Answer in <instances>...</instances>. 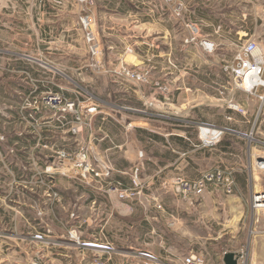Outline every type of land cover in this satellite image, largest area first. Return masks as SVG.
<instances>
[{
	"label": "rangeland",
	"instance_id": "obj_1",
	"mask_svg": "<svg viewBox=\"0 0 264 264\" xmlns=\"http://www.w3.org/2000/svg\"><path fill=\"white\" fill-rule=\"evenodd\" d=\"M172 1L181 7L180 15L175 16L183 18L189 26L180 25L176 29L175 37L165 38L160 35L158 24H155L161 23L160 16L167 10L164 0H95V5L89 9L77 0H0V86L4 87L3 93L0 92V110L5 112L15 106L12 115L6 113L5 119H0V126L4 128L2 141L7 142L14 133L23 139L37 135L41 140L37 153L24 149L22 152L25 155L20 153L21 157L11 151L12 147L6 145L4 162L0 161V172L9 175L13 183L21 184L22 190L34 192L28 182L29 176L43 171L47 162L39 159L40 157L32 162L28 153H31L30 156H44L48 153L41 146L44 142L46 116L53 117L52 140H61L57 133L62 129V123L54 112L41 107L42 115L36 116V120L27 115L32 97L54 91L46 89L47 85L59 88L58 91L74 100L77 106L84 101L98 103L97 100L101 98L107 101L116 100L114 97H107L110 92L126 94L118 87L120 85L112 86L105 81L111 74L141 88L151 85L152 79H155L153 86L159 88L160 93H179L180 113L159 110L152 102L146 105L144 100L135 97L138 106L132 105L133 116L135 119L148 120L151 124L177 128L176 133L184 134V139L191 145V153L190 158L185 156L178 167L175 165L163 170V175H168V188L176 194L163 196L162 208L165 217L162 220L160 214L154 213L159 215L153 222L155 232L147 238L149 244L143 247L155 252L157 256L160 250L165 251L164 256H171L168 260L159 256L165 264H178L181 256L189 253L202 255L207 264H223L222 259L227 252L247 257V264H264V209L253 208L256 191L264 189V171L255 168V160L252 162L251 156V147L256 144L260 146L264 142V101L237 89L230 71L237 51L249 40L256 41L264 54V0L168 2ZM87 14L95 18L92 29L97 37L96 43L100 46L97 55L90 52L86 30L80 22V17ZM120 15H131L135 20H122ZM141 15L155 26L150 29L145 27ZM170 23L176 24L173 21ZM187 28H190L191 36ZM193 37L195 39L192 41ZM204 38L216 43L214 52L208 53L203 49L200 41ZM199 44L204 50L203 53L198 50ZM111 45L115 46L114 50H111ZM120 51L128 52L127 59H118ZM41 55L50 61L53 70L49 71L50 78H47V82H44L43 70L37 71V78L46 84L39 89V82L31 80L33 76H28V65L23 64L22 57L34 60ZM134 55L141 61L138 62ZM109 60L113 63L119 60L116 68L113 65L112 69L109 68ZM98 61L104 62L101 64L103 67L98 68ZM22 64L25 68L19 74L27 75L31 84H26L25 78H21L20 82L31 88V93L21 89L14 91L12 77L17 75L18 67ZM12 67L16 72L10 69ZM113 67L115 70L112 73L110 70ZM124 68L135 74L145 75L147 80L127 76ZM259 93L264 94V88L259 89ZM203 124L228 129L219 143L210 145L202 135L200 127ZM147 134L142 132L143 140ZM165 139L168 147L170 144L174 145L179 151L187 147L179 143L175 136H167ZM237 147L243 148V151L237 150ZM151 148L156 151V147ZM68 151L73 152L71 149ZM238 151L244 153L243 158L240 156L241 158L236 159L235 154ZM226 154L228 164L225 160ZM40 160L43 161L42 164ZM217 167L227 168L233 173L236 171L232 167L235 170L242 169L241 172L248 180H243L238 188L240 199L235 197L236 189L233 194H227L219 187L209 186L202 202L192 205L176 192L173 185L176 178L192 179ZM254 176L258 179L257 182ZM57 180L59 184L60 181L63 184L67 178L60 175ZM142 181L147 189L146 182ZM159 185L160 182L156 187L161 188ZM151 201L153 202L150 204L161 202L154 199ZM6 210L4 208L0 212L3 220L14 215L10 214L11 209ZM96 210L91 207L89 215L96 218ZM31 215L25 213L28 219ZM36 216L38 222H42L47 214L45 217L38 214ZM92 231L91 228L89 233ZM160 236H165V245L160 241ZM116 246L122 249L116 248L114 256H131V252L137 248L130 251L126 246ZM34 248L40 253L43 247L34 245ZM31 250L34 251L32 247ZM83 252L87 253L86 250ZM90 253L92 256L96 252L92 250ZM0 258L1 264H27V256ZM37 259L43 260L40 256Z\"/></svg>",
	"mask_w": 264,
	"mask_h": 264
},
{
	"label": "crops",
	"instance_id": "obj_2",
	"mask_svg": "<svg viewBox=\"0 0 264 264\" xmlns=\"http://www.w3.org/2000/svg\"><path fill=\"white\" fill-rule=\"evenodd\" d=\"M163 3L166 5L168 11L166 10L162 12L159 19L161 20V23L159 24L157 22L155 24H158L157 29L160 35L162 34V37L172 38L176 35V29H178L180 25H185L186 22L183 18L176 17L178 16L176 8L180 4L176 6L174 1L169 3L167 0H164ZM187 11H189L188 8ZM141 16L144 20L143 23L145 24V27L150 29L151 26H155L151 21H148L147 18H144L143 15ZM120 17L123 18L122 20L126 21L133 18L131 15H120ZM132 20L135 19L133 18ZM170 21H173L176 24H172ZM185 26H189V24H186ZM187 30L188 34L191 36L190 28H187ZM197 47L198 50L203 53L204 50L200 44ZM110 48L111 50H114L115 46L111 45ZM118 55L119 60H125L127 59L128 52L120 51ZM134 57L137 58L136 55H134ZM36 58L32 60L30 58L22 57L24 60L23 64L28 65L26 68L31 74L28 76L34 77L31 78V80L39 82L41 86H46L44 82H47V78H50V72L53 70L52 64H50V61L42 55ZM143 58H141L142 61L144 60ZM119 60L117 63H119ZM136 60L138 62L141 61L139 58ZM117 63H113L112 60H109V68L112 69V65L116 68L118 65ZM23 64L18 67L17 75L15 77L11 76L13 78L14 91L16 92L20 90L19 86H25V83L31 84L27 75L19 74V72L24 71L21 70L22 68H25ZM101 64H104V62H99L98 68L103 67ZM13 68L14 67L10 69L16 72L15 68ZM115 68L113 67V70H110V72L113 73ZM41 69L44 72V82H42L40 78H37V71ZM47 72L49 74L48 76ZM38 76L40 77V74H38ZM8 78L10 79V77ZM21 78H25L27 82H23L24 84L21 83ZM105 81L111 83L112 86L120 85L118 87H121L126 94L119 95L116 93L111 94L112 92H110L107 97L116 98L114 101H107L101 97V100H97L98 103L84 101L82 103L84 106H91L92 104H95L96 106L94 110H90V112L86 113V119L90 121V126L85 127L84 131L77 136H73L68 131H59L57 133L60 134L61 138L59 142H54L52 140V127H45L44 143L54 142L53 144L56 148H63L67 151L71 149L73 151L72 153H75L78 150L80 144L89 143L94 153L100 159L106 157L110 158L114 167L113 178L117 181L123 182L124 186L131 185V172L134 167L140 166L141 175H143L141 178L146 182L147 189L144 190L140 199H137L138 201H136L135 199H119L116 195L109 197L103 191L85 187L84 185L69 180L65 181L63 184L61 181L59 184L58 181L61 201L58 202L55 210L53 209L52 212L50 210L46 211L47 218L45 217L42 222L46 223L54 236L65 240L69 244L67 247L63 248L42 249L40 250L42 252L39 253L37 249L34 248V245L36 246V244L29 239L22 241L19 238L29 236L42 228V226H40L41 222H38L37 220L36 208L44 204L45 197L39 192H26L24 189L22 190L21 187L23 186L21 184L13 183L9 175L0 172V212L4 211L5 208V211H7L6 209H11L10 214H14L13 216L10 215L11 217H5L4 220L0 218V230L4 231L6 234L0 236V256H27V258H25L27 264H35L36 262H43L45 264H89L92 258L90 253L92 250L82 248L76 244L74 240H70L68 237L69 230H75L81 241L103 240L102 238L104 237V240H109L118 246H126L130 251L137 247L131 252V254L138 251L137 249L147 250L143 246L149 244L147 238L155 232L153 222L158 219L157 216H159L154 215V213L160 214V217L163 220L165 217L162 208L163 196L168 197L171 193L176 194L168 188V185L166 184L168 175H166V173L163 175V170L174 167L175 165H180L186 158L185 156L190 158L191 145L189 144L190 146L186 151H179L177 150V147H174V145L171 144L169 147L166 146L165 138L167 136H173V138L174 136L175 138H185L184 134H177L176 131L178 129L173 126H167L168 128H166L162 125L151 124L148 120L135 119L131 107L132 105L133 107L138 106L135 99V97H137L138 99L144 100L146 105H148V102H152V105L159 110H164L165 112L167 110L172 114H179L181 111V101L179 93L162 94L159 92V88H154L153 82L156 81L155 79H152L151 85L143 86V88L131 83L128 84L127 80L118 79V77L113 76V74L107 79L105 78ZM100 82H102V80H100ZM8 85L10 84L8 83ZM178 89H180V87H178ZM3 91L4 87L0 86V92L3 93ZM254 100L256 99L254 98ZM142 103L143 102H141V104ZM14 109L15 106H11L8 111L3 112V110H0V119L4 120L6 113L12 115ZM40 114L42 115L41 110L38 116H41ZM139 117L142 118L141 116ZM46 118L48 119L50 116H46L44 119ZM3 129L4 128L0 126V135L4 134ZM142 132L148 133L144 140L142 139ZM15 136L14 133L10 136L7 142L0 141V159L5 158L4 154L6 153V145L9 148L12 147L11 150H14L16 154L18 153L20 157L21 155L18 147H20V149H26L30 152L37 153L36 150L40 148V146L37 144L34 136H32V138H34L33 142L26 140L25 144L23 143L21 145H19V141H16L17 138ZM158 137L161 138L160 141L157 139ZM151 146L156 147V151L152 150ZM240 149L243 151V148L237 147V150ZM165 150L168 152L166 153ZM46 151H48V153L46 152L44 156H30L31 153H28V158L36 161L38 157H40L39 159L47 162V159H49L47 155H50L51 150ZM242 151L241 153L238 151L235 154L236 159L243 158L244 153ZM140 153H143V157L140 156ZM251 156L252 162H254L258 156H264V146H258V144L252 146ZM225 158L228 164V154H226ZM236 162L238 161L236 160ZM40 163L42 164L43 161L40 160ZM232 169L236 171L234 172L236 179L235 189L237 190L235 197L240 199L238 188L241 186L243 180L246 182L248 178H246L243 172H241L242 169L235 170L233 167ZM254 178L255 182H257L258 179L255 176ZM16 180L17 179H15V181ZM158 182H160L161 188L156 187ZM151 199H154V201L161 200V202L158 201L156 204H150L153 202ZM91 207L98 211L96 218L94 215H89L91 213ZM26 212L32 214L30 219L26 218ZM72 214H74V216ZM91 228L93 231L89 233ZM160 238V241L165 245V236H160ZM31 247L34 251L31 250ZM117 249L120 250L122 248L118 247ZM85 250L87 253L83 252ZM159 254L158 256H161L165 260L171 258V256L163 255L165 254V251L160 250ZM37 256H40V259L43 260H38ZM110 264H145V262L143 259H136L135 257L130 256H114L110 261Z\"/></svg>",
	"mask_w": 264,
	"mask_h": 264
},
{
	"label": "built area",
	"instance_id": "obj_3",
	"mask_svg": "<svg viewBox=\"0 0 264 264\" xmlns=\"http://www.w3.org/2000/svg\"><path fill=\"white\" fill-rule=\"evenodd\" d=\"M77 2L88 9L95 5V0H77ZM180 11L181 7L178 6L176 8L178 15H180ZM94 21L95 18L90 14L80 17L81 25L86 30L87 39L90 43V52L93 55H97L100 51V46L96 43L97 37L92 29ZM194 39V37L191 38L192 41ZM200 44L208 53H212L216 49V43L209 38H204L200 41ZM124 71L127 76L136 77L138 80H147V77L143 74H135L126 68H124ZM230 71L237 89L253 94L264 101V94L259 93V89L264 88V54L256 41L249 40L237 51L234 64L231 66ZM247 79L251 81V85L245 82ZM41 107L58 115V120L62 123V126H60V128H62L61 131H68L73 136H77L84 131L85 127L90 126V121L86 119V113L90 112V110H94L96 106L95 104L84 106L82 102L76 106L74 100L67 98L61 92L48 91L40 96L37 95L32 97L27 115L31 119L36 120V116L39 115ZM241 111L244 113L243 109ZM68 116H71V119H68ZM52 121L53 117L46 118L44 121L45 127H52ZM203 127H211L216 130V134L212 136L211 140L204 138L208 140L207 143L210 145L219 143L225 134V130L228 129L227 127H217L209 124H203L200 129L203 130ZM35 130L36 129H34V131ZM34 137L36 138L37 144L40 145V138H37V135ZM2 140H4L3 135L0 136V141ZM260 145L264 146V142ZM41 146L46 150H51V156H47L49 161H47L44 170L33 173L29 176L28 181L30 188L33 189L34 192H39L45 197L44 204L36 208V212L39 216L44 215L45 217L46 211L50 210L52 212L53 209L55 210L58 202H60L58 199H61V194L57 180V176L60 175L61 177L67 178L69 181L103 191L109 197L116 195L119 199L139 200L144 193L145 184L141 178L140 166L134 167L131 172V185L124 186L123 182L113 178L114 167L110 158L106 157L100 159L94 153L89 143L80 144L75 153H71L63 148H56L52 142L46 144L43 142ZM140 156L143 157V153H140ZM4 159L5 158H2L0 161L4 162ZM32 162L36 161L32 160ZM254 166L264 171V156L262 160L256 159ZM173 185L176 192H178L184 200L195 205L202 202L201 199L204 197L209 186H216L227 194H233L235 191L236 179L232 170L230 171L227 168L217 167L206 170L192 179L178 177L174 180ZM259 196H264V190L256 191L253 197V208L256 210L264 209V207L258 206L259 199L257 198ZM72 215L74 216V214ZM40 226H42V228L38 231L29 236L20 237L19 239L22 241L29 239L37 246L43 247L42 249L67 247V242L54 236L46 223L41 222ZM4 235H6L4 231L0 230V236ZM68 237L70 240H74L80 247L96 252L92 254L89 264H110V261L117 251L114 243L109 240L97 239L92 241H81L75 230H69ZM130 257L143 259L145 264H165L159 256L149 250L135 251ZM247 263V257L238 256V264ZM35 264L45 263L36 262ZM178 264H207V262L202 255L189 253L181 256Z\"/></svg>",
	"mask_w": 264,
	"mask_h": 264
},
{
	"label": "trees",
	"instance_id": "obj_4",
	"mask_svg": "<svg viewBox=\"0 0 264 264\" xmlns=\"http://www.w3.org/2000/svg\"><path fill=\"white\" fill-rule=\"evenodd\" d=\"M45 88H46V89H51V90L53 89L54 91H58V90H59V88H57V87H55V86H50V85H47V87H45ZM19 89L24 90V91L27 92V93H31V90H32L31 88H29V87L26 88L25 86H19ZM39 89H41V85H40V84H39ZM15 135H16L15 137L17 138L16 141H19V145H20V144H23V143L25 144V141H26V140H27V141L30 140L31 142L34 141V138H32L31 136H30V137L27 136L26 138H24V139H25V140H24L23 138H21L22 136H18L17 134H15ZM154 137H156V136H154ZM157 139L161 140V138H159V137H158ZM175 139H176L179 143H181L182 145H184V146L186 145V146H187V147H186L187 149H186V148H183L184 150H188V147L190 146V145H189V142H187V141H186L184 138H182V137H180V138H179V137H176ZM190 148H191V146H190ZM18 149H19V153H21V155H25L24 152H22L24 149L21 150L20 147H18Z\"/></svg>",
	"mask_w": 264,
	"mask_h": 264
},
{
	"label": "bare ground",
	"instance_id": "obj_5",
	"mask_svg": "<svg viewBox=\"0 0 264 264\" xmlns=\"http://www.w3.org/2000/svg\"><path fill=\"white\" fill-rule=\"evenodd\" d=\"M194 28H196V27H194ZM195 31H196V29H195ZM245 82L248 83V85H251V81L249 79H247ZM215 134H216V130L214 128L203 127L202 135L204 138L211 140L212 136H215ZM257 199H259V205L258 206L264 207V196H259Z\"/></svg>",
	"mask_w": 264,
	"mask_h": 264
},
{
	"label": "water",
	"instance_id": "obj_6",
	"mask_svg": "<svg viewBox=\"0 0 264 264\" xmlns=\"http://www.w3.org/2000/svg\"><path fill=\"white\" fill-rule=\"evenodd\" d=\"M258 160H262L263 156H258ZM224 264H238V256L233 252H227L223 258Z\"/></svg>",
	"mask_w": 264,
	"mask_h": 264
}]
</instances>
